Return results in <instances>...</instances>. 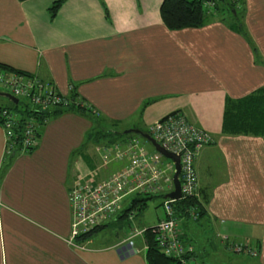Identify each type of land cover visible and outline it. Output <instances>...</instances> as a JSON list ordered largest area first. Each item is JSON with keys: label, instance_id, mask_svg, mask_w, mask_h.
I'll return each mask as SVG.
<instances>
[{"label": "crops", "instance_id": "obj_1", "mask_svg": "<svg viewBox=\"0 0 264 264\" xmlns=\"http://www.w3.org/2000/svg\"><path fill=\"white\" fill-rule=\"evenodd\" d=\"M52 1L0 0V63L50 81L84 109L49 115L27 150L9 149L0 124V264H147L148 225L104 231L122 221L118 211L74 241L69 188L127 162H99L107 138L88 141L93 128L145 129L174 110L210 135L194 160L204 212L177 218L192 250L184 264H264V134L221 128L226 95L264 86V0H237L236 15L219 0L199 26L181 28L164 23L162 0H63L50 17ZM2 96L0 106L9 104ZM113 133L111 145L131 136ZM233 242L257 253L234 251Z\"/></svg>", "mask_w": 264, "mask_h": 264}, {"label": "built area", "instance_id": "obj_2", "mask_svg": "<svg viewBox=\"0 0 264 264\" xmlns=\"http://www.w3.org/2000/svg\"><path fill=\"white\" fill-rule=\"evenodd\" d=\"M217 1L203 0L207 12L214 9ZM0 83L4 87L3 90L15 95L18 100L24 99L23 101L31 103L40 110L60 104L67 105L73 101L70 96L55 89L50 81L31 74L0 71ZM21 115L20 111L18 113L9 107L0 108L1 125L5 130L9 149L18 147L27 150L38 139L36 136L39 129L38 122L28 115L19 125ZM148 130L163 147L179 155L181 196L195 194L197 187L195 156L197 151L210 141V135L191 122L180 110L171 111L157 118L149 124ZM18 133L21 137L20 143L17 144L15 138ZM141 142L139 137L132 136L124 146L116 143L111 146L115 158L126 156L127 159L125 165L112 177L96 181L81 177L70 186L69 200L73 213L72 239L80 231H85L119 208L125 195L134 192L165 195L173 189L174 160L164 156L154 147L151 152L143 149ZM173 200L164 196L162 203L167 215L154 224L153 230L156 232L158 245L165 254L180 256L191 249L180 239L177 218L173 216ZM191 215L196 217L198 213L192 209ZM223 239H227V236ZM129 243H132L131 239ZM230 245L234 251L257 253L245 243L233 242Z\"/></svg>", "mask_w": 264, "mask_h": 264}, {"label": "trees", "instance_id": "obj_3", "mask_svg": "<svg viewBox=\"0 0 264 264\" xmlns=\"http://www.w3.org/2000/svg\"><path fill=\"white\" fill-rule=\"evenodd\" d=\"M236 1L237 0H227L229 4L228 10L230 14H233V15L237 14L236 6H235ZM62 2L63 0H53L52 1L50 6L48 7L50 17H53L55 15V13L57 12ZM218 3H219V0L216 2L215 6H217ZM159 10H160V15L164 23L169 28L199 26L202 23L205 16L212 13V11L207 12V10L204 7L203 0H162ZM1 67H4L6 70L12 71V72L30 74L22 70L11 69L10 67H8V65L0 63V68ZM19 101L20 99L17 102L12 101L13 106H11L10 104L4 105V106L9 107L13 110H19L21 112L22 114L20 118L21 122L19 123V125H21V123L25 120L26 116L30 115L34 117L35 120L39 124V129L36 132L37 138L39 136L43 121L49 115H52L53 113L60 112L62 110H67L70 108L71 109L73 108L84 109L82 105L80 104V102H74V100L67 105H64V104L55 105L46 110H40L37 107L33 106L31 103H28L27 101H23L24 103L22 107H18ZM1 107L2 106H0V108ZM1 123L2 121L0 118V124ZM221 128H222V131L228 132V133L249 132V133H255V134H264V86L254 91H251L250 93H247L243 96H240V97H230L226 95L224 99V108H223V114H222ZM109 130L110 129H107V131ZM144 130L149 132L148 128H145ZM91 132L92 130L88 133L87 137H89ZM112 132L118 133L121 136L127 135L129 133L138 134L135 132H124V130L112 131ZM103 135L105 136V134ZM104 136L100 134L101 138H103ZM20 137H21V134L18 133V135L15 138V141L17 142V144L20 143ZM131 137L132 135L130 136V138ZM92 140L94 141L96 139H92ZM108 140H110L109 136L107 138V141ZM117 171H115L114 173L107 174L103 178L112 177ZM136 193H142V192H134L129 195H125L121 201V206L119 208L109 213V215L99 220L96 224L92 225L85 231H80L79 233H77L73 237L74 241L86 240L94 232L108 225L110 221V216L114 214L116 211H119L118 216L121 219H124V218L128 219V216L130 215V211H132L134 215L139 213L140 211H134L135 210L134 208H137V207L142 208L146 205V203H145V197H138ZM142 194L149 195V196L157 195V194L151 195V194H146V193H142ZM162 195L164 196V194ZM123 203H126V204L122 205ZM172 207H173V216L175 218H179V217L190 218L191 217L194 219V218L201 216L202 213L204 212L202 202L199 199L197 194H187V195L180 196L177 199H174L172 201ZM192 209L193 210L195 209L197 211L198 215L196 217H192L191 215ZM166 215L167 214L164 210V215L159 217L157 221H159L160 218H163ZM154 224L148 225L143 229V235H144L145 244H146L145 258H146L147 264H184V261L186 260V258L190 256L192 250H188L180 256L165 254L158 245V241L156 239V232L153 230Z\"/></svg>", "mask_w": 264, "mask_h": 264}, {"label": "rangeland", "instance_id": "obj_4", "mask_svg": "<svg viewBox=\"0 0 264 264\" xmlns=\"http://www.w3.org/2000/svg\"><path fill=\"white\" fill-rule=\"evenodd\" d=\"M0 88L3 90L4 87L2 86V84L0 83ZM2 99L5 103H9L11 106L12 105V101L6 97V96H2ZM23 100L24 99H21L19 102H18V107H22L23 105ZM224 104V103H223ZM223 108H224V105H223ZM13 110V109H12ZM223 114V112H222ZM156 120V119H155ZM154 120V121H155ZM154 121H152L151 123H153ZM150 123V124H151ZM116 128H120V127H116ZM112 131H115L114 129H110L109 131H107V129H103V128H100V127H95L93 128L91 134L89 135V139L88 141H91L92 139H96L94 141H100L102 142V146H103V142L105 140H103V138L100 137V134L102 136H104L103 134H105L104 137L108 138V136H113L114 133ZM132 136L135 135V137H138L136 134H130ZM140 140H142L143 138H139ZM145 140L147 141L146 143L148 144L149 141L145 138ZM108 142H110V140H108ZM107 140H106V143L104 144V152L106 154H104V158L102 157L101 155V158L99 160V162H104V163H107L109 160V158H114L113 154H111V144L108 143ZM113 151V150H112ZM136 195L138 197H145V203L146 205L142 208H134L133 210L134 211H140L139 213L137 214H133L132 211H130V215L128 216V219L127 218H124V219H121L122 221H120L119 223H116V224H111L109 226H107L104 231L106 233H109L110 236H115V235H119V236H123L125 234H128L129 232H136L137 229H135V225L136 226H141V225H152L154 224L158 219V217L160 216H163L164 215V208H163V204H162V201H163V198L164 196L162 194H157V195H152V196H149V195H145V194H142V193H136ZM129 197V196H128ZM126 203H123L122 205H125ZM137 206V205H135ZM117 215H119V211L117 212ZM192 224L194 225H197L198 227H201L199 224L196 223V221H192ZM179 228L186 232V235L189 237V238H192V236L189 235V231L188 229L185 227H180ZM184 228V230H183ZM205 229H207V227H203L201 228L202 231H204ZM205 233H208V232H205ZM224 236H227V235H222V237ZM194 238V237H193ZM195 241H198L199 242V239L198 237H195V239H193Z\"/></svg>", "mask_w": 264, "mask_h": 264}, {"label": "water", "instance_id": "obj_5", "mask_svg": "<svg viewBox=\"0 0 264 264\" xmlns=\"http://www.w3.org/2000/svg\"><path fill=\"white\" fill-rule=\"evenodd\" d=\"M0 94L8 97L14 102L18 101V98L8 91L0 90ZM124 132H135L140 134L142 137L146 138L156 150L161 152L164 156L170 157L174 160L175 169L172 175L174 187L170 191L166 192L165 196L173 199L179 198L181 196L180 179H179V171H180L179 155L163 147L148 131L144 129L138 127H128L124 129Z\"/></svg>", "mask_w": 264, "mask_h": 264}]
</instances>
